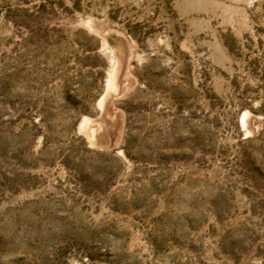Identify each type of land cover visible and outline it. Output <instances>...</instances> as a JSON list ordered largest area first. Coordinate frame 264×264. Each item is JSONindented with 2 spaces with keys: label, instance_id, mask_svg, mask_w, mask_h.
<instances>
[{
  "label": "rangeland",
  "instance_id": "374dc122",
  "mask_svg": "<svg viewBox=\"0 0 264 264\" xmlns=\"http://www.w3.org/2000/svg\"><path fill=\"white\" fill-rule=\"evenodd\" d=\"M0 264H264V0H0Z\"/></svg>",
  "mask_w": 264,
  "mask_h": 264
}]
</instances>
